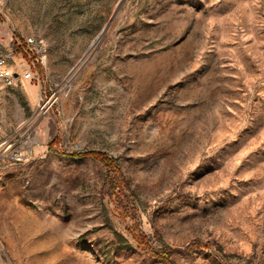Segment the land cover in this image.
I'll use <instances>...</instances> for the list:
<instances>
[{"label": "rangeland", "instance_id": "obj_1", "mask_svg": "<svg viewBox=\"0 0 264 264\" xmlns=\"http://www.w3.org/2000/svg\"><path fill=\"white\" fill-rule=\"evenodd\" d=\"M0 264H264V0H0Z\"/></svg>", "mask_w": 264, "mask_h": 264}, {"label": "built area", "instance_id": "obj_2", "mask_svg": "<svg viewBox=\"0 0 264 264\" xmlns=\"http://www.w3.org/2000/svg\"><path fill=\"white\" fill-rule=\"evenodd\" d=\"M16 51L0 54V80L13 86L18 80H33L47 56L44 39L29 36L17 39Z\"/></svg>", "mask_w": 264, "mask_h": 264}]
</instances>
